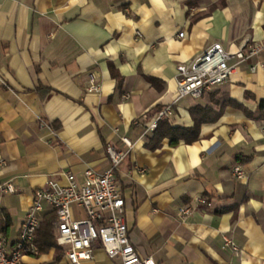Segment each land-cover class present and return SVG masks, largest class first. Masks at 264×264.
<instances>
[{"label": "crops", "instance_id": "crops-1", "mask_svg": "<svg viewBox=\"0 0 264 264\" xmlns=\"http://www.w3.org/2000/svg\"><path fill=\"white\" fill-rule=\"evenodd\" d=\"M260 41L264 0H0V223L9 219L8 247L35 191L50 178L64 184L65 172L78 183L86 170L104 172L111 145L126 152L115 177L140 258L264 264V120L244 112L264 114V69L251 70L264 64V50L201 97L174 102L178 65H190L214 43L233 52ZM93 70L99 93L85 91ZM227 101L241 108L222 106ZM173 102V126L191 127L196 105L219 115L190 144L164 139L148 148L149 117ZM236 165L244 178L234 176ZM6 184L14 192L2 191ZM184 206L191 210L186 218L179 214ZM51 210L46 205L41 219ZM224 237L236 252L224 247ZM58 248L23 260L70 264ZM82 264L120 260L95 247Z\"/></svg>", "mask_w": 264, "mask_h": 264}, {"label": "built area", "instance_id": "built-area-1", "mask_svg": "<svg viewBox=\"0 0 264 264\" xmlns=\"http://www.w3.org/2000/svg\"><path fill=\"white\" fill-rule=\"evenodd\" d=\"M180 37L183 33L179 34ZM264 50V41L245 42L233 52L223 49L220 43H214L199 55L190 65L176 67L177 85L175 101L184 97L199 98L211 89L228 81L236 66ZM234 61L233 64H229ZM264 69V64L251 67ZM101 84L97 71L86 74L85 91L99 93ZM167 105L152 117L145 127V134L152 136L158 122L174 117L173 106ZM117 131V129H115ZM122 143L131 147L126 137ZM110 167L102 173L86 170L82 183H78L71 172L62 174L64 184L50 178L43 188L34 192L32 203L22 221L18 239L8 247L4 234L0 231V264H26L27 255H38L34 234L39 226L45 206L55 214V241L63 251L70 264H82L90 261L95 247L101 248L109 259H119L120 264H155L152 258H140L127 235L124 216V198L121 186L116 180L115 171L126 156L125 151L117 150L111 145L106 147ZM3 163L0 161V166ZM236 178H244L241 165L233 168ZM4 192H14L11 184L1 187ZM201 202V201H200ZM76 206L82 217H76L72 208ZM191 213L189 207L180 209V216L186 218ZM224 247L237 251L233 242L223 238Z\"/></svg>", "mask_w": 264, "mask_h": 264}, {"label": "trees", "instance_id": "trees-1", "mask_svg": "<svg viewBox=\"0 0 264 264\" xmlns=\"http://www.w3.org/2000/svg\"><path fill=\"white\" fill-rule=\"evenodd\" d=\"M233 105L236 108H241L234 102H224V105ZM263 105H261L262 111ZM162 107H155L153 114L149 117H154ZM247 116L254 118L255 120H264V114L253 115L244 109ZM190 114L193 119V125L191 127H177L173 126L169 119H163L158 122L152 137L149 138L146 146L150 149H156L160 146L164 139H168L171 146H176L179 142L183 141L185 144H190L199 139L200 126L204 123L214 121L218 118L219 112H214L209 106L196 105L190 109ZM248 160V159H247ZM7 216L5 217V219ZM55 214L51 210L45 213L40 220L39 226L34 234V244L38 249L39 254L47 252L49 249L54 248L59 254L61 250L56 246L55 241V226H54ZM9 221V219H7ZM7 221L4 224L0 223V231L4 234L8 227Z\"/></svg>", "mask_w": 264, "mask_h": 264}]
</instances>
